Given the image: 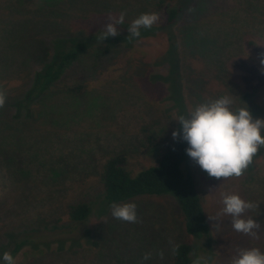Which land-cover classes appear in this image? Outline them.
<instances>
[{
    "label": "rangeland",
    "instance_id": "rangeland-1",
    "mask_svg": "<svg viewBox=\"0 0 264 264\" xmlns=\"http://www.w3.org/2000/svg\"><path fill=\"white\" fill-rule=\"evenodd\" d=\"M168 7L180 10L175 43L165 31ZM121 12L126 22L146 12L160 19L141 28L139 37L119 33L101 40ZM68 39L90 45L40 99L21 106L56 42ZM261 54L264 0H0V89L7 94L0 108V257L12 235L80 238L85 230L97 249L84 239L62 251L56 245L42 254L25 248L15 264H171L169 249L179 243L207 264H231L242 249L264 253V147L238 178L211 177L189 157L184 170L201 192L212 239L205 253L186 235L173 196L116 204H136L137 222L129 223L111 215L98 181L101 163L118 152L127 155L134 174L154 166L161 140L173 143L179 135L174 139L172 132L181 131L178 117L200 103L229 96L234 109L247 106L254 119H264ZM171 76L179 102L162 81ZM77 84L84 87L81 95L65 92ZM148 135L156 139L153 147L146 145ZM222 193L257 204L244 214L260 225L256 237L232 228L231 216L222 213ZM79 203L89 204L92 214L75 226L67 211ZM145 253H151L147 261Z\"/></svg>",
    "mask_w": 264,
    "mask_h": 264
},
{
    "label": "trees",
    "instance_id": "trees-1",
    "mask_svg": "<svg viewBox=\"0 0 264 264\" xmlns=\"http://www.w3.org/2000/svg\"><path fill=\"white\" fill-rule=\"evenodd\" d=\"M179 12L180 10L175 7L167 8L165 31L169 43H175L172 29L176 25ZM132 21H124L123 24L116 25L118 33L129 34L128 28ZM55 45L52 60L35 74L32 85L26 92L24 103L21 106H27L40 99L61 79L64 71L78 55L89 47L90 42L82 39H68L58 40ZM162 81L168 84L169 93L179 102L176 79L171 76V78L164 77ZM83 90L84 87L81 84L65 88V92L71 96H79L83 93ZM155 143L156 139L154 137L150 135L146 137L148 147H153ZM161 143L163 151L156 164L135 174L128 169L127 155L124 152H118L106 158L98 170V181L103 191L100 199L106 207H110L138 196H173L180 206L186 235L201 243L200 249L205 253L203 247H209L212 239L201 204V192L192 175L184 170L189 159L185 151L188 143L180 139L179 136L173 143L167 140H161ZM91 214L92 208L87 203L72 205L67 211L68 221L75 226L85 222ZM65 233H34L32 235L38 238L34 241L31 240V236L28 239L20 234L12 235L4 252H10L15 260L17 255L25 248H31L36 253L42 254L51 249L52 245H56V250L62 251L66 247L70 249L80 247L81 239H84V242L93 248H98V243L91 241L88 230H85L80 238L69 237V234ZM61 235L64 237L59 238ZM43 236H45L44 239ZM176 245H179L176 255L172 254V247L169 249L170 263L192 264L195 259L192 256V248L186 243ZM1 255L3 257V254ZM2 257H0V264H5Z\"/></svg>",
    "mask_w": 264,
    "mask_h": 264
},
{
    "label": "clouds",
    "instance_id": "clouds-1",
    "mask_svg": "<svg viewBox=\"0 0 264 264\" xmlns=\"http://www.w3.org/2000/svg\"><path fill=\"white\" fill-rule=\"evenodd\" d=\"M125 13L121 12L118 19L105 25V32L101 40L111 36H117L116 25L123 24ZM160 16L156 12H146L135 18L128 33L130 37H139L141 28H151L158 23ZM264 56V54H261ZM264 64V59L261 60ZM7 94L0 89V108L6 103ZM233 101L229 96H222L205 103L198 104L188 116L178 117L181 131L172 132L175 139L178 135L180 139L187 141L189 147L186 153L194 159L196 163L215 178L240 177L252 163L253 157L260 148L264 147V119L253 118L247 106L234 109ZM222 213L231 216L232 228L240 233L252 237L257 236L260 225L252 219L245 218L247 210L257 208V204L245 201L239 194H221ZM135 203L114 204L111 215L119 220L129 223L137 222V212ZM171 243V242H170ZM179 245H172L173 255L177 254ZM161 259L164 253H158ZM151 258V253H145L143 261ZM3 261L5 264H15V260L10 252H4ZM207 264L202 257H197L192 264ZM231 264H264V253L258 248L242 249L238 255L233 257Z\"/></svg>",
    "mask_w": 264,
    "mask_h": 264
}]
</instances>
